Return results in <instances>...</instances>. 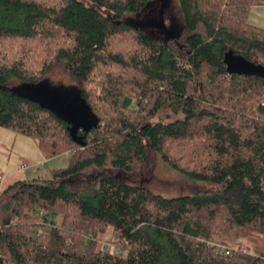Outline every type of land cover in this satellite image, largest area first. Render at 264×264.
Masks as SVG:
<instances>
[{"label":"trees","instance_id":"trees-1","mask_svg":"<svg viewBox=\"0 0 264 264\" xmlns=\"http://www.w3.org/2000/svg\"><path fill=\"white\" fill-rule=\"evenodd\" d=\"M176 1L165 31L138 20L153 0H0V128L70 153L0 185V264H264L243 241L264 239V28L247 22L264 0ZM57 68L73 83L49 84ZM154 159L215 189L164 195Z\"/></svg>","mask_w":264,"mask_h":264},{"label":"rangeland","instance_id":"rangeland-1","mask_svg":"<svg viewBox=\"0 0 264 264\" xmlns=\"http://www.w3.org/2000/svg\"><path fill=\"white\" fill-rule=\"evenodd\" d=\"M162 11V12H161ZM163 18L162 24L165 31L171 28L178 29L183 26L181 13L176 0H153L149 7L138 17L139 22L149 26L156 23L157 14ZM247 22L253 26L264 28V5L253 6L249 9ZM153 28V29H152ZM156 28V27H155ZM145 27L148 34L155 36L159 29ZM159 35V34H158ZM163 36V33L160 34ZM256 68V67H255ZM252 70V68H251ZM258 73H263L262 69H255ZM49 84H71L69 77L60 68L47 75ZM92 89L99 90L95 85ZM70 153L66 152L57 157L46 159L40 152L37 143L32 138L17 134L10 129L0 128V173L5 176V181L0 185L5 186L16 180H31L37 177H47L52 169L67 166ZM154 172L149 179V185L164 195L189 194L194 190L211 191L215 187L199 181H191L181 176L176 171L170 170L162 164L156 162ZM23 167H25L23 169ZM10 172V175H9ZM0 177V178H1ZM105 234L102 241L107 240ZM247 250L252 253L264 254V239L261 237H249L243 240ZM101 242V241H100ZM99 242V247L102 244Z\"/></svg>","mask_w":264,"mask_h":264},{"label":"water","instance_id":"water-1","mask_svg":"<svg viewBox=\"0 0 264 264\" xmlns=\"http://www.w3.org/2000/svg\"><path fill=\"white\" fill-rule=\"evenodd\" d=\"M233 59V60H232ZM232 61H235L237 63V66L240 64L247 65L245 61H243L241 58H232ZM242 67V65H240ZM239 68V67H237ZM52 103L54 107H51V110L62 120L68 123L69 125V131L72 139L80 145H83L85 142L83 141V135H79L78 131L80 127L84 128V120L83 116L80 114L79 109L74 106H70L68 104H65L63 102H60V100L53 98ZM84 112H88V108L86 107Z\"/></svg>","mask_w":264,"mask_h":264},{"label":"built area","instance_id":"built-area-1","mask_svg":"<svg viewBox=\"0 0 264 264\" xmlns=\"http://www.w3.org/2000/svg\"><path fill=\"white\" fill-rule=\"evenodd\" d=\"M25 167H23V169H24ZM1 181H2V177L0 178V183H1ZM107 247H109V243H104ZM218 248L219 249H221L222 251H225V253L226 254H229L230 252H231V249L230 248H228L227 246H225V245H220V246H218Z\"/></svg>","mask_w":264,"mask_h":264},{"label":"crops","instance_id":"crops-1","mask_svg":"<svg viewBox=\"0 0 264 264\" xmlns=\"http://www.w3.org/2000/svg\"><path fill=\"white\" fill-rule=\"evenodd\" d=\"M9 175H10V172H9ZM5 179H6L5 176L2 177V181H3V183H4Z\"/></svg>","mask_w":264,"mask_h":264}]
</instances>
